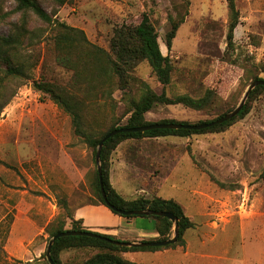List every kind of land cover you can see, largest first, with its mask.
<instances>
[{
  "label": "rangeland",
  "instance_id": "rangeland-1",
  "mask_svg": "<svg viewBox=\"0 0 264 264\" xmlns=\"http://www.w3.org/2000/svg\"><path fill=\"white\" fill-rule=\"evenodd\" d=\"M66 1L60 5L57 0H38L54 19L83 30L91 43L107 51L116 27L138 24L146 13L156 26L163 54L168 55L164 38L173 21L182 22L170 52L174 71L168 86H163L148 62H143L133 73L137 81L131 82L128 94L121 90L111 93L105 87L103 95L97 87L88 99L85 90L73 89L74 72L57 62L52 28L34 14L28 15V29L39 34L25 40L21 55L29 59L30 67L36 66V79L44 78L86 99L90 106L83 112L85 127L94 135L120 119L124 124L130 116L131 99L140 98L141 82L171 98H201L208 90L215 95L213 103L200 111L183 105H157L145 115L147 121L197 123L214 119L241 102L249 86L245 89L241 68L264 61V50H257L264 40V0H236L240 23L232 48H227V0ZM15 9L14 0H0V37L9 35L13 25L20 22L21 13ZM75 58L81 61L82 55ZM229 58L234 64L226 61ZM83 66L88 67L80 63ZM4 79L1 74L0 82ZM5 83L6 90L0 94V264H27L46 252L49 225L67 214L60 201H66L72 213L97 201L92 180L98 165L93 151L74 133L70 116L36 91L32 81ZM120 160L127 162L130 178L140 187L133 193L135 197H150L159 187V196L177 198L201 227V233L212 234L215 241L209 246L217 252L226 241L224 249H229L230 257L243 249V263L238 258L237 263L218 264H264V92L252 102L245 118L223 132L128 140L112 153L111 167ZM116 178H120L119 172ZM43 182L53 198L39 188ZM191 192L195 200L190 199ZM8 246L28 254L31 260L11 255ZM93 253L71 250L62 258L65 264H80ZM135 256L138 261L143 258L156 264L144 254ZM163 262L171 264L166 258Z\"/></svg>",
  "mask_w": 264,
  "mask_h": 264
},
{
  "label": "trees",
  "instance_id": "trees-1",
  "mask_svg": "<svg viewBox=\"0 0 264 264\" xmlns=\"http://www.w3.org/2000/svg\"><path fill=\"white\" fill-rule=\"evenodd\" d=\"M16 2V12L21 13L19 23L13 25L9 35L0 37V76L5 75L3 82H0V94L6 90L5 82L32 81L33 88L47 95L55 104L62 108L71 118L74 133L93 151L94 158L98 151L100 141L111 131L121 128H137L152 124L181 123L185 125H201L211 123L227 113L217 114L214 119L199 121L197 123L178 122L176 120H161L159 122H149L146 120V114L157 105H183L193 110H205L213 102L215 95L212 90H208L206 95L201 98H192L189 95H179L169 97L165 92L157 94L146 83L141 82L142 93L140 98L131 99L129 113L130 116L121 124L111 123L109 127L99 135H94L85 127L84 110L90 105L86 99L77 97L57 84L46 81L44 78L36 79L34 77L35 67H30L29 59L21 55V50L27 38H35L39 34L37 31L28 29V15L34 14L43 23L52 28V40L56 51L57 62L74 72V90H85L86 98L94 88L99 87L104 95V88L113 93L121 90L128 94L131 88V82L137 81L133 73L143 62H148L158 81L163 86H168L172 80L174 64L170 57L173 48V41L176 38L177 31L182 22H172V28L166 34L164 43L168 49V55H164L160 42L159 34L155 24L148 14H143L138 24H123L115 28L110 39V51L105 50L91 43L83 30L71 27L64 22L54 19L53 15L47 12L38 0H14ZM60 5H64L66 0H57ZM228 5V33L227 48L234 46L235 30L240 23V12L237 8L236 0H227ZM260 47V44L257 48ZM82 55L81 61L76 59V55ZM229 64H234L229 58L226 60ZM80 63L88 67H80ZM256 63V62H255ZM254 64V63H253ZM243 66L241 69L246 78L245 89L255 81L264 80V61L260 65ZM258 64V63H257ZM5 66V67H4ZM21 85V84H20ZM112 89V90H110ZM244 89V90H245ZM260 92H264V86L256 87L250 94L246 104L239 114L222 124L214 125L208 128L195 129H152L143 132H124L109 138L101 151V167L103 174V184L107 195V201L102 196L101 182L98 168L94 171L92 180V189L97 197V201L92 205H104L114 214L127 219L139 216H123L116 209L125 211L134 210H154L172 213L177 217L179 225V237L176 243L165 247H123L111 244L105 240L87 236H66L57 239L52 248V259L55 264H65L62 254L65 251L81 250L93 251L94 253L87 257L80 264H141L128 258L129 253L134 252H155L184 247L186 244L185 234L188 230L195 228V221L187 213L186 208L176 199L154 197H132L126 198L120 194L111 183V155L117 147L128 140L158 139L167 137L189 138L193 135L213 134L225 131L228 127L237 121L245 118L252 109V102ZM12 97L14 94H11ZM2 106V109L6 106ZM0 110V114H1ZM62 200V199H61ZM59 206L67 213L59 215L56 222L49 225L50 237L58 233L67 231H88L84 226L83 220L75 219L74 212L69 210L66 201L59 202ZM152 217L156 220L159 238L147 241H165L173 237L174 222L161 216H141ZM56 224V225H55ZM103 238L116 241L131 242L116 236L94 232ZM20 262V261H19ZM27 264H50L46 258V252L39 259L27 262Z\"/></svg>",
  "mask_w": 264,
  "mask_h": 264
},
{
  "label": "crops",
  "instance_id": "crops-1",
  "mask_svg": "<svg viewBox=\"0 0 264 264\" xmlns=\"http://www.w3.org/2000/svg\"><path fill=\"white\" fill-rule=\"evenodd\" d=\"M259 52L264 50V40L263 44L257 48ZM264 56V51L262 55ZM166 138H158V140H162ZM152 140V139H150ZM154 164L157 165L155 162ZM119 172V177L116 178V174ZM173 173V172H172ZM167 175L166 177H169ZM118 180H122L123 183H119ZM44 183V182H43ZM111 183L115 187V189L122 194L126 198L135 197L133 195L134 192L138 190L140 191V187L137 183V180H132L127 172V162L124 160H120L118 164H114L111 167ZM42 190L43 194L48 197L53 198V193L50 190L49 186L44 183V186H39ZM157 187L153 194L148 195L150 197L159 196ZM134 190V191H133ZM191 200H195V193L191 192ZM164 198V197H162ZM167 197L166 199H168ZM177 199V198H173ZM181 203V202H180ZM183 205V204H182ZM187 213L188 209L186 208ZM190 215V214H189ZM74 216L77 220H83L84 226L89 230H95V232H99L102 234H108L112 236H116L118 238L124 240H130L131 242H141L143 240H155L159 238V232L156 226V220L152 217H136L132 219H127L122 216L114 214L109 208L104 205H83L79 206L74 210ZM193 219V216L190 215ZM19 222L16 221L15 225ZM201 227L197 224L195 228L190 229L185 234L186 244L184 247H178L176 249L155 251V252H134L129 253L132 254V258L128 255V258L134 262H138L141 264H149V261L143 260L141 258L140 261L137 260L135 254L141 253L145 256H149L150 260H154L156 264H165L163 259L166 258L168 262L171 264H184L188 263V261H195L197 263L190 264H218L219 262H228L233 261L237 263V259H240V262H244L243 257V249L237 251L233 257H230L231 253L227 248V241L223 243L222 249L217 252L216 249L209 246V244L214 243L215 239L212 240V234H207L205 232L200 231ZM244 226L241 223L240 226V234L243 238L244 236ZM34 231V230H33ZM229 242V241H228ZM231 243V241L229 242ZM243 248V247H242ZM8 252L15 256L16 258L31 260L28 254H19L14 252L10 246L7 247ZM182 255V256H181Z\"/></svg>",
  "mask_w": 264,
  "mask_h": 264
},
{
  "label": "water",
  "instance_id": "water-1",
  "mask_svg": "<svg viewBox=\"0 0 264 264\" xmlns=\"http://www.w3.org/2000/svg\"><path fill=\"white\" fill-rule=\"evenodd\" d=\"M258 86H264V80H259L251 83L241 102L239 105L231 112L227 113L223 117L211 122V123H206V124H201V125H185L181 123H167V124H152L148 126H143V127H137V128H121V129H116L108 133L99 143L98 146V151L96 154V163L98 165V171H99V178L101 182V191H102V196L107 201V195L104 189V184H103V174H102V167H101V151L103 149V146L105 142L113 137L116 136L120 133L124 132H143V131H148L152 129H195V130H200L204 128H208L214 125L222 124L228 120H231L232 118L236 117L241 109L244 107L246 104L251 92ZM118 213H120L123 216H161V217H166L170 219L171 221L174 222V234L173 237L165 240V241H147V242H123V241H116V240H111L108 238H103L102 236L94 233V232H88V231H67V232H62L58 233L54 237H52L48 243L47 249H46V258L50 264H55V262L52 259L51 253H52V248L54 245V242L61 238V237H66V236H87V237H92V238H98L105 240L111 244L117 245V246H123V247H165L167 245L176 243L179 237V225L177 223V217L174 216L172 213L168 212H161V211H154V210H134V211H125L121 209H116Z\"/></svg>",
  "mask_w": 264,
  "mask_h": 264
}]
</instances>
